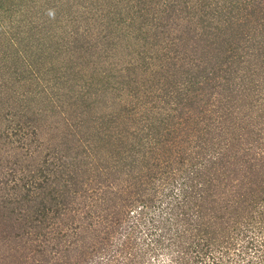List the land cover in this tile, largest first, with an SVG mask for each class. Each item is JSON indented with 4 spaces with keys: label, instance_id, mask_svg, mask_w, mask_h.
I'll return each instance as SVG.
<instances>
[{
    "label": "rangeland",
    "instance_id": "374dc122",
    "mask_svg": "<svg viewBox=\"0 0 264 264\" xmlns=\"http://www.w3.org/2000/svg\"><path fill=\"white\" fill-rule=\"evenodd\" d=\"M0 264H264V0H0Z\"/></svg>",
    "mask_w": 264,
    "mask_h": 264
},
{
    "label": "trees",
    "instance_id": "16d2710c",
    "mask_svg": "<svg viewBox=\"0 0 264 264\" xmlns=\"http://www.w3.org/2000/svg\"><path fill=\"white\" fill-rule=\"evenodd\" d=\"M52 191H53V190H52ZM30 193H32V190H31V188H29V189H28V192H27V194L29 195ZM34 197H35V196H34ZM31 198H33V197H31ZM46 209H47V208H46ZM47 210H48V209H47ZM47 210H46V211H47Z\"/></svg>",
    "mask_w": 264,
    "mask_h": 264
}]
</instances>
